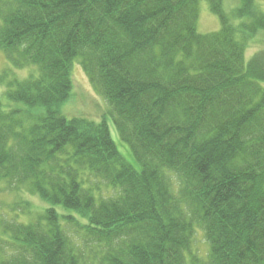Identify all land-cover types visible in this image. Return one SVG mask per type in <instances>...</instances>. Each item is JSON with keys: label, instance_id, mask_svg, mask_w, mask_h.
I'll return each mask as SVG.
<instances>
[{"label": "trees", "instance_id": "1", "mask_svg": "<svg viewBox=\"0 0 264 264\" xmlns=\"http://www.w3.org/2000/svg\"><path fill=\"white\" fill-rule=\"evenodd\" d=\"M225 1L0 0V50L37 69L4 82L0 180L47 204L0 219V264H264V10ZM76 59L131 159L106 118L60 111Z\"/></svg>", "mask_w": 264, "mask_h": 264}, {"label": "rangeland", "instance_id": "2", "mask_svg": "<svg viewBox=\"0 0 264 264\" xmlns=\"http://www.w3.org/2000/svg\"><path fill=\"white\" fill-rule=\"evenodd\" d=\"M239 3L240 0H226L225 7L231 10L233 7L238 6ZM256 3L261 10H264V0H256ZM198 27L201 32L213 31L220 27L219 17L212 13L207 1L200 3ZM263 49L264 29L257 32L249 42L247 55L250 56ZM36 70L35 66L16 67L12 65L6 55L0 50V74H3L5 77L4 81L0 83V96L6 88L4 82L7 84L9 81L15 82L17 79L20 81L24 80L30 74L35 73ZM72 81L73 88L70 98L60 105V111L68 117H86L98 121L106 118L112 137L116 141L119 150L128 159H131L130 146L120 136L108 101L92 84L80 59H76L73 62ZM100 186L101 189L99 191L104 195L115 193L110 186L105 185L102 181L100 182ZM28 202H30L29 207L33 215L27 213V209L24 207L25 203ZM46 207L47 204L39 196L31 193L30 189L26 187H21V189L10 188L6 180H0V219L14 218L18 214L21 220L27 219L28 215L34 217ZM1 229L0 223V236H3L4 234H2ZM194 234L192 250L198 256L204 257L209 251L204 231L196 227Z\"/></svg>", "mask_w": 264, "mask_h": 264}]
</instances>
